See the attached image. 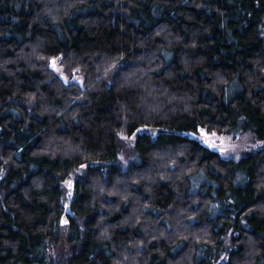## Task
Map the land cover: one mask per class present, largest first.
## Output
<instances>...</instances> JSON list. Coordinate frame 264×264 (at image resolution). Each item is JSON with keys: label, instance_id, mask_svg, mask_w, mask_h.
Wrapping results in <instances>:
<instances>
[{"label": "trees", "instance_id": "16d2710c", "mask_svg": "<svg viewBox=\"0 0 264 264\" xmlns=\"http://www.w3.org/2000/svg\"><path fill=\"white\" fill-rule=\"evenodd\" d=\"M0 264H264V0H0Z\"/></svg>", "mask_w": 264, "mask_h": 264}, {"label": "rangeland", "instance_id": "374dc122", "mask_svg": "<svg viewBox=\"0 0 264 264\" xmlns=\"http://www.w3.org/2000/svg\"><path fill=\"white\" fill-rule=\"evenodd\" d=\"M74 79L80 80V77L76 76ZM122 135H124L123 137L126 140V144L123 146V151L120 153V163L124 166L128 158L131 156V141L129 136H126L125 134ZM198 138L203 139L209 147L214 148V150H216L224 159L237 160L255 147L251 138L246 134L234 137L231 134H218L215 132H207L203 129H199ZM69 182V180L65 181L64 186V209H69L72 198V187H69ZM63 221H65V219H63ZM65 237L66 236L63 233L60 243L55 245L51 250V253L54 256L53 258H59L60 256L62 257L64 251H66Z\"/></svg>", "mask_w": 264, "mask_h": 264}, {"label": "water", "instance_id": "95a60500", "mask_svg": "<svg viewBox=\"0 0 264 264\" xmlns=\"http://www.w3.org/2000/svg\"><path fill=\"white\" fill-rule=\"evenodd\" d=\"M148 131H153V129L150 128V129H148ZM158 132H165V131H164V130H160L159 128H157V129L154 130V133H158ZM133 137H134V136H132V138H133ZM131 142L133 143L134 141H131ZM65 210H66V212L69 211L68 208H66Z\"/></svg>", "mask_w": 264, "mask_h": 264}, {"label": "snow or ice", "instance_id": "6c2138e0", "mask_svg": "<svg viewBox=\"0 0 264 264\" xmlns=\"http://www.w3.org/2000/svg\"><path fill=\"white\" fill-rule=\"evenodd\" d=\"M53 66H54V64H53ZM69 187H71V182H69Z\"/></svg>", "mask_w": 264, "mask_h": 264}]
</instances>
